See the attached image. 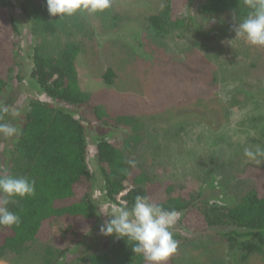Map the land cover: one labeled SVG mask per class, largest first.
<instances>
[{
  "label": "rangeland",
  "instance_id": "374dc122",
  "mask_svg": "<svg viewBox=\"0 0 264 264\" xmlns=\"http://www.w3.org/2000/svg\"><path fill=\"white\" fill-rule=\"evenodd\" d=\"M12 1L11 10L1 15H13L19 33L10 35L4 28L0 32L4 47L16 52L2 102L11 124H19L32 101H48L31 77L35 49L57 56L73 41L87 50L76 62L81 90L107 115L97 120L87 106L77 112L78 118H85L88 163L95 176L92 197L98 210L97 224L86 231L85 246L61 258L65 250L52 240L27 244L18 253L6 254L0 264H72L86 247L99 251L118 239L100 232L108 219L100 215L101 208L107 214L126 207L121 196L113 203L104 195L96 150L104 136L154 182H170L174 195L191 201L204 191L200 207L215 203L231 208L256 187L246 169L264 166L249 162L244 148L264 147V48L235 40V15L207 16L202 0H189L176 16L188 24L179 29L169 24L161 31L149 19L165 9L167 0H111V18L108 9L37 26L21 9L25 0ZM125 116L136 122L128 125L121 120ZM15 139L0 138V173L15 167L16 158L9 154ZM213 179L216 189H208ZM180 217L173 229L181 239L173 264H264L263 255L243 257L232 250L219 235L223 229L196 234L181 230ZM54 232L66 237L65 244L70 240L65 223L55 224Z\"/></svg>",
  "mask_w": 264,
  "mask_h": 264
},
{
  "label": "trees",
  "instance_id": "16d2710c",
  "mask_svg": "<svg viewBox=\"0 0 264 264\" xmlns=\"http://www.w3.org/2000/svg\"><path fill=\"white\" fill-rule=\"evenodd\" d=\"M188 1L167 0L165 9L150 17L149 22L155 30L162 31L169 24L170 29H179L188 24L176 18L188 7ZM251 3L252 0H202V12L213 17L232 14L240 21L252 11ZM12 7V0H0V15ZM21 9L37 26L59 18L49 15L46 0H25ZM108 12L107 16L111 18L110 9ZM12 16H0V29L16 36L19 30ZM188 21L193 22V19L190 17ZM10 43L14 44L13 39ZM86 52V48L73 41L65 44L57 56H44L39 48L33 53L31 77L48 101H32L22 120L18 121L16 127L21 130V135L16 137L9 150V154L16 158L15 167L0 174L34 179L35 194L24 199L16 198L15 203L8 205L20 217L21 223L16 227L0 226V259L6 254L20 252L27 244L49 240L59 250H65L60 252L62 258L71 249L78 251L79 247L85 246L89 234L86 231L97 224L98 210L92 197L95 176L88 163L90 145L85 118H78L77 112L87 106L97 120L107 114L81 90L76 62ZM15 57L16 52L10 53L0 41V62L4 65L0 69V122L10 124V113L3 111L2 102L8 93ZM107 77L106 82L110 84V71ZM123 118L121 120L128 125L136 122L132 117ZM96 150L97 164L104 180V195L110 202H117L118 197L126 192L122 200L131 208L137 196H147L165 209L178 211L181 230L196 234L223 229L219 235L232 250L244 253L243 257L264 256V168L250 166L246 169L245 175L255 180L256 187L237 205L227 208L202 203L200 207L198 203L204 191L191 201L182 195H174L170 182H154L138 166L131 167L124 150L106 136L99 139ZM214 183L213 179L208 189H216ZM127 184L131 189L127 190ZM58 222L65 223L67 232H70L69 246L65 244L64 235L54 232V225ZM174 237L181 242L178 234ZM132 246L133 242L119 238L103 250L94 251L89 246L78 253L72 264H146L141 255L132 251ZM173 262L174 256L169 264Z\"/></svg>",
  "mask_w": 264,
  "mask_h": 264
},
{
  "label": "clouds",
  "instance_id": "9594fccd",
  "mask_svg": "<svg viewBox=\"0 0 264 264\" xmlns=\"http://www.w3.org/2000/svg\"><path fill=\"white\" fill-rule=\"evenodd\" d=\"M46 3L49 15L60 19L83 12L102 13L111 7V0H46ZM250 7L252 11L237 21L235 40L242 38L250 46L264 48V0H252ZM19 135L21 130L15 125L0 122V136L13 138ZM244 156L256 166H264V147H245ZM128 164L133 168L136 166L135 161H128ZM35 183L34 179L24 176L0 174V226H19L20 217L8 205L15 203L16 198L33 196ZM100 215L108 217L100 226L101 234L133 242L132 251L141 255L146 264H169L178 251L179 241L175 239L173 229L180 213L165 209L147 196H137L131 208L121 207L107 214L101 208Z\"/></svg>",
  "mask_w": 264,
  "mask_h": 264
},
{
  "label": "built area",
  "instance_id": "2783aa9c",
  "mask_svg": "<svg viewBox=\"0 0 264 264\" xmlns=\"http://www.w3.org/2000/svg\"><path fill=\"white\" fill-rule=\"evenodd\" d=\"M126 194V192L125 193H123L122 195H121V198H122V196H124Z\"/></svg>",
  "mask_w": 264,
  "mask_h": 264
}]
</instances>
